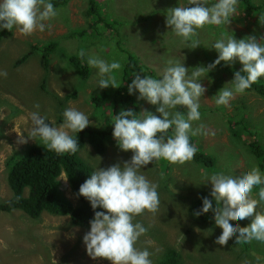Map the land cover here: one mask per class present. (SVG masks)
<instances>
[{
  "label": "rangeland",
  "instance_id": "obj_1",
  "mask_svg": "<svg viewBox=\"0 0 264 264\" xmlns=\"http://www.w3.org/2000/svg\"><path fill=\"white\" fill-rule=\"evenodd\" d=\"M97 2L104 12V19L113 25L112 29L116 34L102 32L103 26L99 24L100 27L95 32L87 30L82 37H71L72 31L86 28L92 20L85 15L89 0H69L64 6H54L58 16L50 22V28L33 31L28 35L13 28L10 36H4L0 40V71L7 74L0 76V202L10 197L5 161L16 153L21 155L25 146L36 143L40 145L38 140L27 138L31 127V122L27 119L28 113L38 111L53 126H58L62 123L63 110L76 107L89 115L91 125L97 124V117L102 112L106 120L111 122L108 118L113 116L115 109L111 101L106 102L98 111L90 103L92 95L110 90L111 86L105 89L95 88V70L90 67L89 77L80 79L68 65L71 54L83 51L86 59L88 55L96 54L107 61L120 60L123 66L129 52L138 58L145 71L155 77L168 60H183V66L188 69L211 64L217 53L206 47L222 34L232 35L237 40L250 34L264 36V13H247L238 4L236 12L226 25H205L197 29L196 39L201 46L182 49L184 46L180 44L179 38L173 36L165 24V15L166 10L172 7H191L187 0ZM214 2L215 0H207L208 4ZM260 4L264 10V3ZM54 41L59 45L55 51H44L38 47L50 46ZM26 53V61L17 66L16 62ZM240 68L237 61H233L231 65L221 61L200 81L206 91L199 99L200 119L192 122V128H200L201 131L193 137L196 138L198 147L215 158L216 165L207 169L189 161L170 163L159 159L141 169L149 180L158 185L160 205L155 213L145 211L135 218L148 228L138 241L145 238L147 247L155 250V246L162 244L178 249L183 264H245V261L248 264H264V242H236L234 234L225 245H219L215 243V238L221 229L215 225L212 217L204 220L202 226L201 223L182 217L178 207L180 199L188 203L186 198L194 194L191 191L194 188L188 186L189 182L198 190L205 186L211 192V184L203 180L204 173L223 171L239 174L253 164L258 167L249 145L256 141L264 149V98L250 87L243 93H234L227 105L215 103L214 94ZM121 72L117 76L119 81ZM72 93L75 96L66 99L65 96ZM130 97L136 103L129 101L120 107L121 110L131 109L134 113L150 111L158 115L155 113V106L142 100L137 104L138 99L134 93ZM35 105H39V108L34 107ZM177 110L181 113L186 111L182 106H178ZM99 123L103 126L104 120ZM230 128L235 130L237 136L231 135ZM171 134L170 129L169 135ZM110 142L112 144L103 155L95 154L88 143L81 149L80 155L94 167L97 165L105 168L130 159V151L119 150L112 137ZM260 171L264 173V170ZM170 175L175 180L174 184L171 186L168 181L167 187L163 188ZM178 183L180 185L176 187ZM257 187H253L251 196L258 199ZM60 188L64 196L72 203H77V197L72 194L67 182L61 180ZM257 210H264V206ZM250 219L233 218L241 227L242 222L248 224ZM208 225L213 226V242L208 239L211 237L207 231ZM188 228L192 235L185 239L184 233ZM88 230L71 225L67 216L43 212L39 219L34 220L18 210H0V264H110L103 258L93 259L86 254L82 237ZM226 245H230L231 250ZM237 245L239 246L236 247ZM246 245H251V249L248 250ZM240 246H243L245 252H239L238 255ZM154 255L151 258L153 264L159 257Z\"/></svg>",
  "mask_w": 264,
  "mask_h": 264
},
{
  "label": "clouds",
  "instance_id": "obj_2",
  "mask_svg": "<svg viewBox=\"0 0 264 264\" xmlns=\"http://www.w3.org/2000/svg\"><path fill=\"white\" fill-rule=\"evenodd\" d=\"M187 6L166 10L165 24L173 36L179 38L183 48L195 49L200 45L196 39L197 29L205 25H226L237 10L238 0H187ZM58 16L51 0H0V30L15 28L28 35L44 31ZM216 51V59L207 66L188 69L181 60H168L156 76L135 74L127 85L128 95L134 92L155 106V113L131 109L120 110L112 117V138L119 150L131 152L130 159L108 167L92 169L88 178L79 185L77 194L95 210L89 221V230L82 243L86 254L95 259L103 258L110 264H153L152 253L147 248L136 247L138 239L148 228L135 218L145 211L155 213L160 205L158 185L149 180L142 168L154 160L165 159L170 163L190 161L197 149L190 143V136L197 135L200 128L193 129L192 122L200 119L199 99L206 91L200 81L223 61L231 65L240 63L232 79L214 95L217 105H227L234 93H243L264 76V36L254 34L241 39L221 35L208 47ZM79 55L84 58L85 53ZM87 65L95 70L96 87L118 88L122 84L117 76L122 70L120 60L107 61L90 54ZM7 74L0 71V76ZM225 85H228L225 87ZM178 106L186 111L181 113ZM37 109L39 105H35ZM31 127L27 138L38 140L40 145L57 155L75 154L78 151L77 133L90 126L89 115L76 107H67L62 113V123H52L38 111L28 113ZM172 130L171 135H166ZM65 182L68 175L61 174ZM204 182L211 184L210 196L202 198V207L194 212L199 216L211 211L212 219L221 232L215 243L225 245L235 234L236 242H264V173L253 164L242 173L217 171L204 173ZM254 186H259L258 199L251 196ZM215 201V205L214 202ZM251 218L247 226L234 222ZM245 264H248L245 261Z\"/></svg>",
  "mask_w": 264,
  "mask_h": 264
},
{
  "label": "trees",
  "instance_id": "obj_3",
  "mask_svg": "<svg viewBox=\"0 0 264 264\" xmlns=\"http://www.w3.org/2000/svg\"><path fill=\"white\" fill-rule=\"evenodd\" d=\"M68 1L69 0H51L53 6L56 8L59 5H66ZM260 3H264V1L238 0L239 6L247 13H264L263 8H261L262 4ZM98 4L97 0H89V6L85 15L86 18L92 21L86 28H79L72 31L71 37L75 35L82 37L87 33V30L95 32L100 27L99 24H102L103 26L102 32H107L108 34L111 33V35L116 34V31H113L112 29L113 25H111L110 22H106L104 19L102 14L104 12ZM10 35L11 31L1 30L0 40L4 36ZM38 47L43 48L44 51H55L59 48V45L57 41H54L53 43H50V46ZM127 54L126 62L123 65L120 77V83L122 85L118 88L111 87L110 90H105L101 93L92 95L90 103L94 106L95 110L98 111L106 102L111 101L115 106L113 112V115H115L121 110L120 107L129 103V101H131V103H136L135 100H132L133 97H130L131 95H128L127 93V85L131 82L133 75L140 73L141 75L153 76L151 75L152 73L145 71L144 66L140 65L138 58L129 52H127ZM27 58L28 53L19 58L16 65L18 66L25 62ZM68 65L80 79H86L89 77L90 69L87 65L85 57L82 58L78 53L76 55L71 54L68 57ZM251 87L255 93L264 98V76L260 77L257 82L251 85ZM134 94L137 96L135 92ZM74 96L75 94L72 93L65 97L66 99H69ZM141 100L144 101L143 99H140L137 101V104L141 103ZM112 117L108 118L111 119V122ZM102 119L104 120L103 126L99 123ZM111 122L106 120V116L104 115V112H102L97 117V124L95 126L90 124V126H87L85 129L77 133L78 151L75 154L69 155L65 153L57 155L53 151H50L46 147L36 143L25 146L21 155L18 153L11 155L5 161L6 182L9 187L10 197L0 202V210L5 212L18 210L34 220L39 219L43 212L60 217L67 216L71 225L89 229V221L93 217L94 211H102V209L97 207V209L93 210L89 203L77 194L79 185L88 178L94 168V165L91 164L88 159L81 157L80 151L85 144L88 143L95 154L103 155L107 151L108 146L112 144V142H110L112 137ZM230 131L232 136H237V133H235L233 128H230ZM169 132L170 129L166 135H169ZM189 140L190 143L194 144L197 149L193 158L189 162L198 164L200 167L207 169L214 167L216 165L215 158L211 154L204 151L202 147L197 146V140L195 137L190 136ZM116 147L118 146L116 145ZM249 148L252 153V157L258 164V168L264 170V149L256 141L251 142ZM62 173L68 175L66 182L72 194L77 197L76 204L72 203V201L64 196L60 188V177ZM168 181L171 186L175 182L170 175L163 184V188L167 187L166 182ZM180 183H178L176 187L180 185ZM188 186L194 188V190H191L194 194L190 195V198H186L189 200V205L187 206L188 203H186L183 199H180L178 207L181 210L182 217L185 216L189 221L201 223L203 226V221L212 217L211 211L199 216L194 215V212L198 211L202 207V198L207 197L208 199H212L210 191L206 189L205 186L201 187V190H198L192 182H189ZM213 203L215 205V201ZM242 223L243 227L247 226L246 222ZM247 223H249V221H247ZM203 230L205 229L203 228ZM207 231L211 236L213 233V226L208 225ZM184 235L185 239H189L192 235L191 229H186ZM208 239L209 242H213L212 236L208 237ZM159 246H155L156 250L147 247L145 238L141 242H136V247L141 249L147 248L148 251L152 253L150 259L155 257L154 254L159 256L155 264H183V258L178 249L164 244ZM226 246L230 249V245ZM238 246L239 245L236 247ZM246 247L250 250L252 246L246 245ZM239 248L238 255H240L239 252H245L243 246H240Z\"/></svg>",
  "mask_w": 264,
  "mask_h": 264
}]
</instances>
